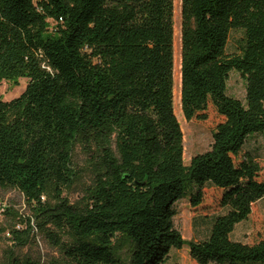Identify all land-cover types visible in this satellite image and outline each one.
I'll return each instance as SVG.
<instances>
[{
  "label": "trees",
  "instance_id": "1",
  "mask_svg": "<svg viewBox=\"0 0 264 264\" xmlns=\"http://www.w3.org/2000/svg\"><path fill=\"white\" fill-rule=\"evenodd\" d=\"M173 13L174 0H0V84L27 80L0 101V188L35 205L63 264H166L183 248L195 264H264V237L231 238L264 199L261 158L248 147L264 134V0H181L183 118L206 121L209 106L222 118L188 165L173 106ZM232 71L243 100L227 93ZM77 142L96 175L72 204L64 192ZM191 188L192 210L208 189L220 192L199 241L174 226ZM7 264L42 263L10 255Z\"/></svg>",
  "mask_w": 264,
  "mask_h": 264
},
{
  "label": "rangeland",
  "instance_id": "2",
  "mask_svg": "<svg viewBox=\"0 0 264 264\" xmlns=\"http://www.w3.org/2000/svg\"><path fill=\"white\" fill-rule=\"evenodd\" d=\"M174 70H173V106L175 116L180 124L183 134V160L188 165L190 160L208 151L212 145V134L215 126L222 121L214 109L209 106L207 120L185 121L181 111L180 88H181V0H174ZM238 32H233L230 37L228 51L231 52L236 46L239 38ZM27 85L26 79H20L17 85L9 82L0 84V101H11L19 97ZM227 93L230 96L243 100L245 97L244 81L240 75L232 71L227 83ZM248 147L253 148L261 158L262 172L264 178V134L252 137ZM72 166L75 177L72 185L65 190L64 197L70 203L80 202L92 189L96 175L93 154L89 149L77 142L72 150ZM193 188L185 193L184 200L175 206L176 216L174 226L180 232L185 241H199L208 236L211 219L214 215L220 214L218 206L219 191L208 189L205 203L199 210H192L188 199ZM42 201L52 204L50 196L43 197ZM35 205L28 203L24 196L15 189L0 188V264H7L10 255L19 259H31L42 264H63L62 253L55 246L46 234L45 229H40L36 224ZM51 230V228H48ZM54 231V230H51ZM264 237V199L253 206L251 218L234 229L231 235L233 240L251 242L255 236ZM17 237V238H16ZM18 239V240H16ZM62 239H67L62 236ZM117 255L125 263L128 261L127 247L124 244L116 243ZM166 264H195L189 257L186 248L173 250Z\"/></svg>",
  "mask_w": 264,
  "mask_h": 264
},
{
  "label": "crops",
  "instance_id": "3",
  "mask_svg": "<svg viewBox=\"0 0 264 264\" xmlns=\"http://www.w3.org/2000/svg\"><path fill=\"white\" fill-rule=\"evenodd\" d=\"M236 241H241V240H236Z\"/></svg>",
  "mask_w": 264,
  "mask_h": 264
},
{
  "label": "bare ground",
  "instance_id": "4",
  "mask_svg": "<svg viewBox=\"0 0 264 264\" xmlns=\"http://www.w3.org/2000/svg\"><path fill=\"white\" fill-rule=\"evenodd\" d=\"M174 66H175V64H174Z\"/></svg>",
  "mask_w": 264,
  "mask_h": 264
}]
</instances>
